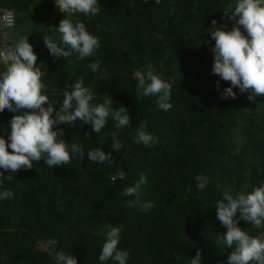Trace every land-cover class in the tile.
<instances>
[{
    "label": "trees",
    "instance_id": "16d2710c",
    "mask_svg": "<svg viewBox=\"0 0 264 264\" xmlns=\"http://www.w3.org/2000/svg\"><path fill=\"white\" fill-rule=\"evenodd\" d=\"M53 1L0 0L14 12L16 44L27 36L37 55L42 94L58 108L64 92L83 79L95 103L107 93L114 110L126 106L132 126L117 129L111 117L99 134L82 121L54 126L64 129L61 139L69 150L72 144L83 148V161L53 168L34 161L32 169L15 173L0 169L12 176L0 178V192L13 193L0 199V264H56L53 256L61 251L77 264H114L99 260L109 226L121 228L118 248L130 253L127 264H190L197 249L202 264H227L232 249L223 242L226 228L217 219L216 203L226 192L235 197L264 185V95L249 101L248 93L233 88L235 99L221 97L230 82L211 72L215 42L205 31L213 19L231 30L227 16L237 0H97L96 15L56 14ZM64 18L84 23L99 38L92 56L50 54L43 37L59 43L57 27ZM97 60L94 72L88 65ZM149 66L172 85L168 111L158 108L157 97L143 96L133 76ZM13 115L0 112V136L6 140ZM144 123L156 139L149 146L135 142ZM113 132L122 142L119 152L111 148ZM99 147L111 152L112 163L87 159L88 151ZM141 174L147 183L140 200L154 204L148 212L128 206L136 197L122 195ZM197 176L209 181L203 190ZM237 226L253 237L264 235V227L243 220ZM50 239L58 244L39 246Z\"/></svg>",
    "mask_w": 264,
    "mask_h": 264
},
{
    "label": "clouds",
    "instance_id": "9594fccd",
    "mask_svg": "<svg viewBox=\"0 0 264 264\" xmlns=\"http://www.w3.org/2000/svg\"><path fill=\"white\" fill-rule=\"evenodd\" d=\"M158 3L159 0H156ZM62 13L78 12L84 15H96L100 11L97 0H57L55 2ZM227 19L233 22L231 30L217 27V21H211L209 33L214 46L211 72L222 80L230 82V86L221 93L222 98L235 99L237 88L240 93H248L247 99L254 101L256 96L264 95V0H237L234 10ZM58 32L60 42L51 36L43 37V43L55 58H68L73 52L78 53V59L83 60L93 55L100 46L99 38L90 34L84 23H73L70 19L59 22ZM162 38V37H158ZM65 45L61 47L60 45ZM0 63L5 70L0 72V112L4 110L15 113L10 120V134L7 140L0 136V169L15 173L20 169L30 170L33 162L41 160L49 168L65 166L73 159L83 161L84 150L77 144L71 145L61 137L64 129L54 130V126L66 124L76 126L77 121L90 124L92 131L99 134L107 124L109 117L115 121L117 129L131 127V117L128 108L121 106L113 109V98L105 93L102 103H95V93L84 86L83 79L71 86V91H65L62 104L57 108L47 95L42 94L44 75L37 66V55L27 41V36L10 51L0 52ZM100 61L88 65L92 71L99 70ZM134 78L142 88V95L157 97L159 109L168 111L172 108L169 102L172 85L154 73L151 66L147 71H134ZM219 88V81H217ZM19 110L23 114H16ZM146 123L136 129L135 142L149 146L156 142L155 137L145 131ZM87 137L89 133L85 132ZM111 148L120 151L122 142L117 138L118 132H113ZM11 149V151H8ZM87 159L97 163H112L111 152L105 153L101 148L90 150ZM0 178L11 181L12 176L0 172ZM197 188L203 190L208 184L207 177L197 176ZM2 182V181H0ZM147 183V178L141 174L133 186L126 187L122 195L136 197L129 200L128 206H139L148 212L154 204L142 202L139 197L141 186ZM13 196L10 190L0 192V199ZM217 219L226 228L223 242L232 249L227 256V264H264V235L253 237L238 227L240 220L251 223L255 228L264 227V185L256 187L248 194L233 196L225 193L222 200L216 203ZM239 212V216H237ZM107 237L102 245L99 260L113 261L114 264H127L130 253L118 248L121 228L109 226ZM58 244L56 239L43 242V246L53 248ZM56 264H77L71 254L63 251L53 256ZM203 257L199 249L190 259V264H202Z\"/></svg>",
    "mask_w": 264,
    "mask_h": 264
},
{
    "label": "built area",
    "instance_id": "2783aa9c",
    "mask_svg": "<svg viewBox=\"0 0 264 264\" xmlns=\"http://www.w3.org/2000/svg\"><path fill=\"white\" fill-rule=\"evenodd\" d=\"M55 2L57 0L53 1L52 11L56 14H62ZM14 23L15 15L12 9L0 6V52L10 51L16 45ZM0 67H5V65L0 63Z\"/></svg>",
    "mask_w": 264,
    "mask_h": 264
},
{
    "label": "rangeland",
    "instance_id": "374dc122",
    "mask_svg": "<svg viewBox=\"0 0 264 264\" xmlns=\"http://www.w3.org/2000/svg\"><path fill=\"white\" fill-rule=\"evenodd\" d=\"M74 13H75V12H71V13H69V14L72 15V14H74ZM235 140H236L237 144L239 145V144H240V141H241V137H240V135H237L236 138H235ZM39 246H40L41 248H45L42 244H39Z\"/></svg>",
    "mask_w": 264,
    "mask_h": 264
}]
</instances>
